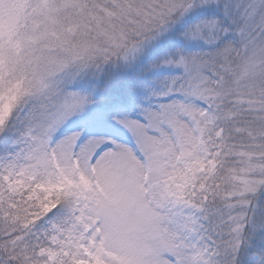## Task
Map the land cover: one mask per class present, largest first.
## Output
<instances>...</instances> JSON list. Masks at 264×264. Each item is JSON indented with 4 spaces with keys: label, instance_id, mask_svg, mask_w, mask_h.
<instances>
[{
    "label": "snow or ice",
    "instance_id": "1",
    "mask_svg": "<svg viewBox=\"0 0 264 264\" xmlns=\"http://www.w3.org/2000/svg\"><path fill=\"white\" fill-rule=\"evenodd\" d=\"M0 264H264V0H0Z\"/></svg>",
    "mask_w": 264,
    "mask_h": 264
}]
</instances>
